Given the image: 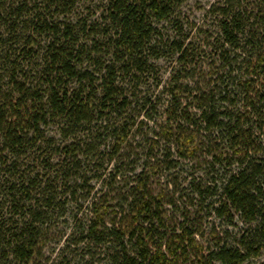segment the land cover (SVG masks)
Here are the masks:
<instances>
[{
	"label": "trees",
	"instance_id": "obj_1",
	"mask_svg": "<svg viewBox=\"0 0 264 264\" xmlns=\"http://www.w3.org/2000/svg\"><path fill=\"white\" fill-rule=\"evenodd\" d=\"M76 1L0 0V262L81 200L87 264H264V0H217L203 43L187 0Z\"/></svg>",
	"mask_w": 264,
	"mask_h": 264
},
{
	"label": "rangeland",
	"instance_id": "obj_2",
	"mask_svg": "<svg viewBox=\"0 0 264 264\" xmlns=\"http://www.w3.org/2000/svg\"><path fill=\"white\" fill-rule=\"evenodd\" d=\"M103 1V0H102ZM101 0H77L74 8L66 16L70 21H94L101 14L103 3ZM217 0H187L182 4L180 12L182 15V28L184 34H189L193 41L197 43L207 42L208 36L214 33V19L211 6H213ZM89 19V20H88ZM164 33H168L169 36L174 35L173 30L169 25H165ZM211 52L206 50L205 54ZM158 74L161 80V85L158 88V92H161L162 88L168 84L171 77V70L176 67L168 60H160L157 62ZM163 97V96H161ZM162 99V98H161ZM150 128L151 125H149ZM144 128V127H143ZM165 175L163 176V178ZM155 180V179H153ZM93 185V184H92ZM99 191V186L96 184L94 187V193ZM88 203L83 201H74L66 204V216L64 218H58L57 214L52 218L48 232L44 236L43 245H41V252L33 259L30 264H61V258L64 255H69L65 251L66 241L71 231L77 227V221L84 222L86 217V207ZM82 206V208H81ZM64 250V253H63ZM63 253V255H62ZM69 255L68 260H72L71 264H87L85 260L82 262L80 252L76 255V258H72ZM12 260L8 259V264H13ZM0 264H3L0 262ZM246 264H257V261H250Z\"/></svg>",
	"mask_w": 264,
	"mask_h": 264
}]
</instances>
